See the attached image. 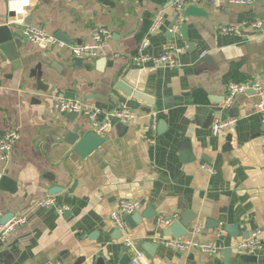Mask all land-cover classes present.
<instances>
[{
	"label": "crops",
	"instance_id": "crops-1",
	"mask_svg": "<svg viewBox=\"0 0 264 264\" xmlns=\"http://www.w3.org/2000/svg\"><path fill=\"white\" fill-rule=\"evenodd\" d=\"M197 6L205 15L184 10L176 20L171 0H31L26 22L66 44L50 47L28 42L7 0H0V26L12 31L17 52L12 59L0 49V136L19 134L8 158L0 160L1 177L16 186L0 190V222L26 217L0 240V264H99V254L103 264H120L127 238L156 264H264V124L254 108L259 97L248 90L224 105L230 82L264 85V0H202ZM158 14L163 22L145 53L157 56L171 40L184 52L174 67H137L130 57ZM249 21H260L261 28ZM221 26L238 32L221 34ZM98 28L110 31L98 55L74 58L70 46L90 42ZM120 81L151 106L123 96L115 88ZM56 96L105 113L126 106L136 118L112 125L103 142L81 157L68 134L80 132L78 142L91 131L90 120L57 111ZM153 112L156 136L150 143L143 126ZM228 117L237 118L234 127L211 134L212 121ZM47 195L68 209L61 215L34 205ZM129 198L139 200L138 212L150 219L119 230L109 214ZM163 219L191 220L189 234L198 225L194 236L217 252L177 251L157 242L149 255L142 245L157 241ZM256 230L262 249L254 255L236 251ZM222 248L231 249L227 263Z\"/></svg>",
	"mask_w": 264,
	"mask_h": 264
},
{
	"label": "built area",
	"instance_id": "built-area-1",
	"mask_svg": "<svg viewBox=\"0 0 264 264\" xmlns=\"http://www.w3.org/2000/svg\"><path fill=\"white\" fill-rule=\"evenodd\" d=\"M202 0H174L172 2L173 15L177 20L181 16V13L188 5H197ZM256 0H210L212 4H230V5H249ZM31 6V0H7V10L13 13L14 22L21 25V35L30 43L40 46L45 44L46 46H60L66 45L64 42L59 41L55 36L45 33L43 30L30 25L26 22V11ZM162 16L156 15L151 23L148 31V35L142 38L139 42L136 52L131 55L130 60L135 66L143 67L146 63L152 62L159 67H174L178 65V59L184 50L180 49L174 41H168L162 53L157 56H151L145 53L146 48L150 44L149 36L159 31L162 25ZM248 25L254 29L261 28L262 23L260 21H249ZM176 25L169 29L170 34L176 30ZM221 34H236L238 31L233 26H221ZM110 37V31L105 28H98L92 33V39L90 42H85L78 45L70 46L72 55L74 58H91L98 55L104 41ZM118 56V54H114ZM248 90H254L259 99L254 105L255 110L261 116V120L264 124V85L255 79L247 80L245 82H230L226 86V94L224 99V105L230 107L236 96L243 94ZM55 108L62 113H77L87 117L90 120L91 130L99 135L104 134L114 124L126 125L131 120L136 118V114L127 108L122 106L114 112L105 113L100 108L90 106L85 102L68 99L62 96L55 97ZM103 115L102 119L99 118ZM157 114L153 112L150 116L149 122L143 126V137H145L150 143L154 142L156 136V123ZM236 117H228L225 119H214L210 125V131L213 135H220L234 127L236 124ZM19 134L15 130H9L0 136V160H6L9 156V152L12 149L13 144L18 140ZM208 171L211 169L207 166H203ZM1 178V175H0ZM35 206L42 208H55L58 214H63L68 208L65 205L57 204V199L54 195H47L46 197L38 199ZM141 208V203L137 199H121L118 202V206L113 209L109 217L114 224L115 228L119 230L125 229L126 221L125 217L138 212ZM162 220V218H161ZM165 224H168L170 219H163ZM26 222L24 215H18L13 217L7 222H0V240H4L17 226H20ZM199 231V226L195 225L192 229V234L187 235L181 239L176 238H158L157 241L165 246L177 251H190L192 249L199 250L207 254H214L218 248L212 244L199 241L194 234ZM260 231L256 230L250 234V236L237 243L236 251L254 255L260 249H262V242L259 239ZM125 245L132 249L133 255L129 264H156L146 259V253L143 249L137 247L134 242L127 238ZM56 264V263H48Z\"/></svg>",
	"mask_w": 264,
	"mask_h": 264
},
{
	"label": "water",
	"instance_id": "water-1",
	"mask_svg": "<svg viewBox=\"0 0 264 264\" xmlns=\"http://www.w3.org/2000/svg\"><path fill=\"white\" fill-rule=\"evenodd\" d=\"M103 1V0H101ZM174 0H171V4ZM185 15L187 16H201L205 15V12L203 9L198 7L197 5H188L185 8ZM62 36V35H60ZM63 39L61 37H56ZM41 46H45V44H41ZM0 49L7 53L12 59H16V44L13 39V33L10 30L8 26L2 25L0 26ZM81 59V58H79ZM116 90L121 92V94L127 98L135 99L138 102H143L146 103L145 105L151 106L150 102L148 100H145L146 96L142 94L141 92L137 90H133L130 86L125 84L124 82L120 81L117 86L115 87ZM73 116L78 115L77 113H70ZM80 132L76 133H70L68 134V142L70 144L75 143V150L76 152L81 156L84 157L90 152H92L94 149H96L102 142H103V137L99 134L94 133L92 130L90 132H87L83 134L82 138L76 142L77 137L79 136ZM6 185H9L8 191L12 192L15 190V183L12 182L7 176H2L0 179V190L4 189ZM57 188H52L51 192L54 193ZM149 214V213H148ZM148 214H142L139 212H135L131 215H128L125 217V221L127 224H130L131 221H140L142 218H149ZM191 220H172L168 224H164L165 226L161 228V230L158 232V238H176V239H181L189 234V227H190ZM153 233V232H152ZM158 241H146L143 243V248L147 251L149 255H153L155 252L156 248L158 247ZM221 254L223 256H226L228 258L223 259L224 262H228L229 256L231 254V249L230 248H222L221 249ZM110 255H112V252H110ZM99 257L97 259L99 264H103V258L101 257V254L98 255ZM111 257V256H110ZM130 257L128 255V247L125 246L123 248V255L120 258V264H128L130 262ZM248 260H256V256H247Z\"/></svg>",
	"mask_w": 264,
	"mask_h": 264
},
{
	"label": "rangeland",
	"instance_id": "rangeland-1",
	"mask_svg": "<svg viewBox=\"0 0 264 264\" xmlns=\"http://www.w3.org/2000/svg\"><path fill=\"white\" fill-rule=\"evenodd\" d=\"M172 221V220H171Z\"/></svg>",
	"mask_w": 264,
	"mask_h": 264
}]
</instances>
